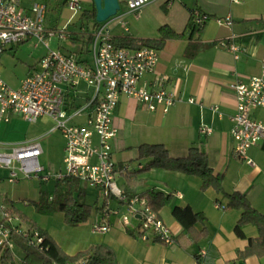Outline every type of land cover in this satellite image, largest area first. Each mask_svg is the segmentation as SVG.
<instances>
[{"label": "crops", "instance_id": "1", "mask_svg": "<svg viewBox=\"0 0 264 264\" xmlns=\"http://www.w3.org/2000/svg\"><path fill=\"white\" fill-rule=\"evenodd\" d=\"M163 7L166 9V25L178 33L186 32V38L166 41L159 50L160 61L156 73L146 75L139 86L147 85L151 90L175 93L182 101L168 113H164L163 109L150 112L135 99L122 96L112 120L118 129L113 151L118 166L129 169L127 173L117 177L119 189L124 193L134 188L130 179L135 177L140 181L135 186L138 188L136 194L155 189L163 197L172 198L171 203L161 208L158 213L172 232L175 244L167 246L155 241L143 242L136 229L124 228L119 215L115 218L109 217L102 208H98L92 222L75 228L69 227L71 230L62 238L56 236L49 227L35 223L36 230L49 235L68 256L87 251L93 246L105 245L115 253L119 264H235L238 263V254L249 247L252 239L259 237V230L252 224L245 225L244 237L236 235L235 229L242 211L227 209L230 201L228 195H246L251 206L264 215V144L249 150L248 156L255 163V166H250L235 157L236 142L231 135L234 127L232 118L238 110L233 86L239 82L248 83L252 78L260 76L264 70V0H245L240 4H235L232 0H163ZM195 10L209 18L200 34L197 30L194 32L188 29ZM85 12L86 10L77 16L73 15V20H77L73 24H80V28L71 32L70 39L65 41L68 53L66 55L74 56L84 64L90 63L85 56V49L82 48L78 53L77 47L81 37L87 32L82 21ZM228 16L232 18L231 26L217 22ZM159 38L158 33L149 39ZM62 43L59 42L57 49L61 52ZM231 46L239 49L238 59L230 50ZM190 47L199 48L196 55L191 56ZM82 86L91 89L85 83L77 88L65 87V109L68 113L73 112L76 107H82L78 105L79 88ZM86 95L85 105L95 97V93L93 96L89 93ZM190 99H195L196 103L190 104ZM214 107L219 108L218 113L213 111ZM251 116L255 120H264V109L254 110ZM19 122L27 123L16 115L9 124L2 126L0 132H3V136L14 133L13 127ZM73 123L86 126L87 116L77 118ZM55 127L41 136L17 139L9 143H23L35 139L43 141L47 136L58 132L54 130ZM202 127L211 128L212 133L202 135ZM62 138L64 164L66 141ZM144 145H162L174 159L186 158L191 148L198 147L207 155L214 174L222 175L224 193H218L213 188L202 190L203 182L199 177L162 169L147 171L146 167L151 160L140 158V148ZM6 179L8 172L3 170L0 172V201L7 203L13 214L20 218L19 213L22 210L15 207L13 201L8 203L6 200ZM176 208H191L195 213L202 214L205 221L199 220L194 225V230L190 231L174 216ZM105 222L112 226L109 233L92 234L89 231L91 225L93 227ZM26 223L28 222L21 218L16 222L23 229ZM134 224L137 227L139 222L135 221ZM203 230H206L207 235L197 240L195 236ZM18 240L24 241L16 237L8 249L13 261L23 264L24 253L22 252L21 261L18 262L12 252L13 247L20 249ZM242 263L264 264V256H254L238 264ZM0 264H4L1 259Z\"/></svg>", "mask_w": 264, "mask_h": 264}, {"label": "built area", "instance_id": "2", "mask_svg": "<svg viewBox=\"0 0 264 264\" xmlns=\"http://www.w3.org/2000/svg\"><path fill=\"white\" fill-rule=\"evenodd\" d=\"M154 1L119 0L120 5L127 2L129 10L137 16ZM244 1L232 0L235 4ZM67 4L74 16L80 14L82 9L78 0L68 1ZM48 11L47 4L39 0H0V59L8 46L15 48L32 39L48 49L38 68L22 81L19 89L7 85L0 74V129L16 115L27 123H37L44 117L51 118L57 123L54 130L61 132L66 141L65 172L54 176L45 173L40 160L43 155L42 139L23 143L0 141V169L8 172L6 180L12 185L22 179L35 178L48 182L53 177L57 182H62L74 177L90 188L104 192L107 200L113 198L126 205L127 215L121 219L122 226L136 229L143 242L155 241L167 246L175 244L172 232L147 200L139 197L128 199L119 189L117 177L129 169L118 166L113 151L118 129L112 120L122 96L135 99L150 112L163 109L164 113H168L182 101L175 93L151 90L147 85L139 86L146 75L156 73L160 51L153 47L135 50L117 47L113 43L114 36L105 27L99 26L94 32L93 65L81 63L74 56L51 49L53 39L68 42L71 35L67 31L68 26L62 31L46 27ZM192 17L196 28L204 26L209 19L199 10H195ZM217 22L227 26L233 24L230 16ZM230 50L238 59L239 49L231 46ZM82 83L95 90V97L85 106L68 113L65 109V87L77 88ZM233 90L238 103L231 131L236 142L235 157L255 166L248 152L252 147L264 144V120H255L251 115L254 110L264 109V70L246 84L237 83ZM189 103L195 104L196 101L190 99ZM213 111L218 113L219 108L214 107ZM84 115L87 116L86 126L73 123ZM211 130L202 127L200 132L209 135ZM110 212V209L107 210L108 214ZM113 214L120 215L119 211ZM19 221L20 218L13 214L9 205L0 201L2 257L16 237L23 239L29 247L45 251L42 233L36 229H23L16 224ZM135 221L139 222L137 227L134 226ZM111 229L112 226L105 222L94 225L92 232L107 234Z\"/></svg>", "mask_w": 264, "mask_h": 264}, {"label": "rangeland", "instance_id": "3", "mask_svg": "<svg viewBox=\"0 0 264 264\" xmlns=\"http://www.w3.org/2000/svg\"><path fill=\"white\" fill-rule=\"evenodd\" d=\"M44 2L48 6V16L46 20V27L48 29H56L62 31L65 27L68 28V33L76 31L80 28V24H73L77 20H73V12L70 10L67 2L73 0H39ZM81 5L82 13L84 10L89 11L94 10V0H78ZM163 7V0H156L151 4L147 5L140 11V15L137 16L129 10L127 2L121 3V10L115 18H112L108 23H102L101 26L105 27L113 36L121 37L130 36L135 39H149L154 35L159 33V28L168 24L167 15ZM71 23V25H69ZM87 32L85 36L81 37L78 44L77 52L80 53L82 48L85 49V56L88 61L93 65L94 62V43H89V38L91 34L94 33L92 26H86ZM59 39L55 38L51 41V49L57 50L59 48ZM62 52L68 54L66 51V42L62 43ZM48 53V49L45 48L36 39H32L21 46H8L7 52L3 54L0 59V74L3 80L11 88L17 90L21 86L22 81H24L36 68H38L41 59H43ZM87 93L93 96L95 90L93 88L82 86L79 88V99L78 105H85V98ZM57 123L49 118H41L37 123H24L19 122V124L13 127L14 133L10 135H4L0 132V141L2 142H12L15 140L31 139L43 135L44 133L50 131L56 126ZM44 148V155L41 158V165L45 166L47 170L46 174H51L52 176L64 173L65 167L63 163L64 155V142L61 137V133L55 132L42 141ZM63 172H60V171ZM0 172L3 170L0 169ZM6 182V189L8 190V195H6V200L8 203L13 201L14 206L20 208L22 212L19 213L20 216L24 217L28 222L32 224H38L39 226L49 227L51 231L62 238L71 227L66 223L65 214L59 211H52L51 207L54 205L56 199V194H64L66 188L62 184H59L53 177L50 181L44 182L38 179H22L18 184L11 185ZM82 196L79 193L76 198L82 203H86L92 208V214L89 216L88 222H92L95 218L98 208L111 210L109 217H116L113 212L119 211V218L122 219L127 215V207L119 206V202L113 198L107 200L105 193L90 188L85 183H81ZM81 192V193H82ZM87 222V223H88ZM30 223L23 225L26 230L32 228ZM85 223V224H87ZM134 226H136L134 224ZM70 227V228H69ZM92 225L90 230L92 233ZM138 232V231H137ZM72 233V232H71ZM93 234V233H92ZM71 235V234H70ZM139 235V232H138ZM12 252L16 261H21L22 251L18 247H13Z\"/></svg>", "mask_w": 264, "mask_h": 264}, {"label": "trees", "instance_id": "4", "mask_svg": "<svg viewBox=\"0 0 264 264\" xmlns=\"http://www.w3.org/2000/svg\"><path fill=\"white\" fill-rule=\"evenodd\" d=\"M84 26L91 25L93 29H98L101 24L97 22V12L86 11L83 13ZM203 27L196 28L195 20L191 17L188 25V29L191 31L197 30L199 34L202 33ZM160 38L158 40L153 39H135L130 36L114 37V45L127 49H141L142 47H153L160 50L162 46L168 40H181L186 38V32L178 33L168 25L162 26L159 29ZM78 40V39H76ZM89 43H94V35L91 34ZM197 47H190L191 56L196 55L198 52ZM89 64V63H86ZM77 108V107H76ZM75 108V109H76ZM140 158L150 159V164L146 167V170L162 169L171 172H178L188 176L199 177L202 180V190H208L213 188L218 193H224L223 177L222 175H215L209 165L207 155L203 153L198 147L190 149L189 155L186 158L174 159L171 157L169 151L162 145H144L140 148ZM130 182L132 187L125 195L128 199L141 198L148 201L151 207L158 212L161 208L171 203V197L165 198L155 189L146 191L145 193L136 194L138 184L140 181L131 178ZM80 181L73 178H66L64 181L59 182L65 186L66 190L64 194H56L54 205H52V211H59L65 214L66 223L71 227H78L88 222L89 216L92 214L91 206L86 203H82L79 200V196H82L80 190ZM79 193L78 199L76 195ZM230 199L227 209H235L242 211L241 218L236 226L235 232L238 237H244L243 227L245 225H253L259 230V237L252 239L249 247L238 254V263L244 262L248 258L258 256H264V215L258 213L250 204L246 195L241 193H233L228 195ZM174 216L178 221L184 224V227L190 231H193L194 225L201 220L205 221L202 214L195 213L191 208L174 210ZM21 220L28 222L24 217L20 216ZM30 223V222H28ZM31 227L37 229L36 224L30 223ZM45 238V251H39L36 248L29 247L24 241L18 240V245L24 253L23 264H119L115 253L105 245L93 246L87 251L79 252L74 256H68L63 250L56 244V242L49 237L46 233L42 234ZM207 235L206 230L198 233L195 238L198 240L202 236ZM2 249H0V259L2 263L6 264L11 262L16 264L10 253L9 249L6 251L5 256L1 255ZM235 263V264H238ZM243 264V263H242Z\"/></svg>", "mask_w": 264, "mask_h": 264}, {"label": "water", "instance_id": "5", "mask_svg": "<svg viewBox=\"0 0 264 264\" xmlns=\"http://www.w3.org/2000/svg\"><path fill=\"white\" fill-rule=\"evenodd\" d=\"M94 3L97 12V22L99 24L108 23L121 10L119 0H94Z\"/></svg>", "mask_w": 264, "mask_h": 264}]
</instances>
